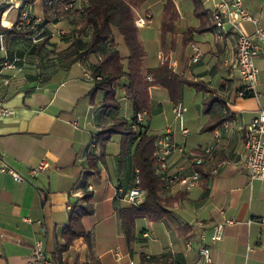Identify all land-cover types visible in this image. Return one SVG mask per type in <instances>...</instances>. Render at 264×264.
Returning <instances> with one entry per match:
<instances>
[{
  "label": "crops",
  "instance_id": "0c3cea01",
  "mask_svg": "<svg viewBox=\"0 0 264 264\" xmlns=\"http://www.w3.org/2000/svg\"><path fill=\"white\" fill-rule=\"evenodd\" d=\"M218 1L173 0L178 18L165 42L160 34L161 0H146L136 8L144 68L155 69L167 60L181 80L175 101L165 88L150 86L145 131L158 138L169 128L172 139L187 152L213 146L215 157L198 168L200 182L190 190L177 183L164 185L168 203L162 217L136 219L134 239L127 241L119 215L126 203L117 200L116 191L133 186V146L124 145L118 133L105 139L109 134L102 132L109 124L99 119L104 94L91 92L81 62L38 63L25 38L13 31L20 12L27 10L39 23L45 19L37 35L48 38L47 47L62 49L66 44L57 34L68 33L70 25L55 22L41 0H0V32H6L0 48V106L9 112H0V157L20 176L17 180L0 173V264H25L36 241L54 264L92 258L102 264H140L142 251L156 264H204L200 245L209 249L212 264H264V224L258 222L264 218V181H251L241 166L246 126L264 108V46L255 58L259 96L238 98L242 81L236 32L228 25L215 28L211 15ZM243 6L264 29V0H243ZM241 25L253 33L251 22ZM116 39L120 42L118 35ZM192 45L200 52L196 62L191 61ZM119 48L126 55L122 43ZM89 61L96 63L93 56ZM118 97L121 116L131 119L130 101L122 92ZM176 101L187 108V136L173 118ZM225 111L230 127L221 122ZM41 162L46 167L31 175ZM218 162L222 165L211 174ZM178 170L191 173L188 156L178 153L169 159L167 172ZM73 218L77 231L91 233L90 247L83 237L68 242ZM226 219L233 222L224 226L220 240H211L212 226Z\"/></svg>",
  "mask_w": 264,
  "mask_h": 264
},
{
  "label": "trees",
  "instance_id": "16d2710c",
  "mask_svg": "<svg viewBox=\"0 0 264 264\" xmlns=\"http://www.w3.org/2000/svg\"><path fill=\"white\" fill-rule=\"evenodd\" d=\"M33 1L25 0V4H31ZM145 2L146 0H41V3L54 16L55 22L66 20L70 25L68 33L57 34L59 40L66 44L62 49H59L56 44H50L53 48L49 49L48 38L40 39L37 35L42 30L45 19L36 23L35 18L29 15V28L17 30L16 25L13 28L17 35L25 38L26 48L37 58L38 63L56 62L71 65L81 62L89 74L91 92L101 91L104 94L99 119H104L105 123L109 124L106 126L108 128L102 132V134H109L105 139L107 140L112 133H118L122 136L124 145L133 146L132 164L139 172L140 186L145 190L146 195L141 205L126 204L119 209L120 224L127 241L134 239L136 219L148 217L158 220L165 211L164 204L168 203L162 195L165 180L158 173V163L153 155L157 137L148 134L143 124L136 131L132 130L131 124L138 113L148 111L151 85L156 84L165 88L175 101L177 87L181 81L169 67L167 60L155 69H145L143 66L145 51L136 23L138 18L136 8L144 5ZM161 3L160 34L162 42H165L166 34L173 32L178 12L173 0H161ZM116 35L120 37V42L116 39ZM120 43L124 45L126 55H122ZM91 56L96 59V63L89 61ZM148 76L151 80L147 79ZM119 92H122L124 98L130 101L133 116L129 120L120 114ZM222 117L221 122L225 121L229 115L224 113ZM85 198L89 199L90 194H87ZM117 200L121 201L119 198ZM74 218L71 221V230H68L71 234L68 242L71 243L75 238L83 237L90 247L91 233L77 231L73 227ZM148 262L156 263V259L148 257L142 251L140 264H148ZM75 264L102 263L92 258L87 263Z\"/></svg>",
  "mask_w": 264,
  "mask_h": 264
},
{
  "label": "built area",
  "instance_id": "2783aa9c",
  "mask_svg": "<svg viewBox=\"0 0 264 264\" xmlns=\"http://www.w3.org/2000/svg\"><path fill=\"white\" fill-rule=\"evenodd\" d=\"M212 22L215 28L220 29L224 26H230L236 32V65L242 81L241 88L237 91L238 98L245 97H258L257 91V74L258 70L255 66V58L259 55L261 47L264 46V29L258 24L257 20L251 16L247 9L243 6V0H219L212 11ZM40 20H36L38 23ZM143 22L142 20H140ZM249 21L254 25V31L248 34L243 28L241 23ZM30 26V17L27 10H22L19 15V20L16 23L17 30H24ZM5 32H0V48H4ZM191 61L196 62L199 57V49L192 45ZM151 80V77H147ZM187 108L181 101L174 102L172 106V113L175 122L178 125V130L183 136L188 135V130L185 127L184 120ZM2 114H9L8 111L3 110L0 106ZM226 112V111H225ZM227 113V112H226ZM146 112H140L136 115L135 120L131 124L132 130H138L144 122ZM225 126L230 127V120L224 122ZM183 154L188 156L191 162L192 171L189 175H183L180 170L174 172H167L168 161L175 154ZM154 158L158 163V173L163 176L165 185L177 183L190 190L196 186L201 179V172L199 167L205 163L213 162L215 151L213 146H208L198 152H187L183 144L176 143L171 136V130L166 129V132L158 137L155 142ZM222 162L214 164L210 168V173H217ZM241 166L246 170L248 177L251 181L261 180L264 181V108H259L258 114L246 126L243 141ZM46 167L44 162H41L35 168L31 169V175H36ZM8 173L15 179L19 180L20 176L6 165L0 157V173ZM146 192L140 186L139 172L136 170L133 186L128 190L122 188L117 189L116 197L128 205L139 206L145 199ZM233 220L226 219L223 222L217 223L212 226L211 240H220L223 233V228L226 224L232 223ZM264 224V218L258 220ZM200 238H205L204 233ZM191 243L188 242L187 248H190ZM199 254L203 257L204 264H212L209 249L205 245L198 247ZM149 257V256H148ZM168 264H177L174 260H167ZM25 264H53L47 258L43 244L41 241H36L31 252L30 258ZM148 264H156L148 262Z\"/></svg>",
  "mask_w": 264,
  "mask_h": 264
},
{
  "label": "rangeland",
  "instance_id": "374dc122",
  "mask_svg": "<svg viewBox=\"0 0 264 264\" xmlns=\"http://www.w3.org/2000/svg\"><path fill=\"white\" fill-rule=\"evenodd\" d=\"M60 31V30H59ZM58 33H62V32H58ZM187 116V114L185 115V117Z\"/></svg>",
  "mask_w": 264,
  "mask_h": 264
}]
</instances>
